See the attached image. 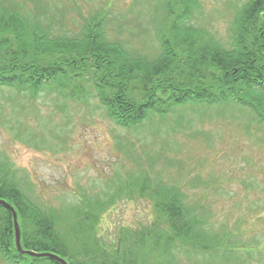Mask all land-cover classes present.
I'll return each mask as SVG.
<instances>
[{
  "label": "trees",
  "instance_id": "trees-1",
  "mask_svg": "<svg viewBox=\"0 0 264 264\" xmlns=\"http://www.w3.org/2000/svg\"><path fill=\"white\" fill-rule=\"evenodd\" d=\"M161 4L165 16L157 25L159 49L147 57L110 41L106 16L85 20L71 35L62 28L66 22L55 4L0 0V87L33 94L55 89L64 98L85 100L91 81L108 116L125 129L183 105L231 101L264 121L260 103L247 98L264 89V0H250L239 10L230 48L189 27L198 0ZM133 183L126 188L129 198L138 192L154 203L153 233L123 228L116 239H106L99 235L98 219L113 198L102 202L84 194L77 207L58 213L42 206L26 175L20 176L8 160L0 159V200L17 212L24 250L56 254L68 264H178L180 253L226 254L229 251L220 250L221 245L238 247L233 232L216 235L208 229L211 217L205 207L189 205L181 189L162 181L151 186L146 178ZM0 256L16 264H60L18 251L13 214L2 205Z\"/></svg>",
  "mask_w": 264,
  "mask_h": 264
},
{
  "label": "rangeland",
  "instance_id": "rangeland-1",
  "mask_svg": "<svg viewBox=\"0 0 264 264\" xmlns=\"http://www.w3.org/2000/svg\"><path fill=\"white\" fill-rule=\"evenodd\" d=\"M249 1L198 0L188 25L230 48L234 19ZM46 2L58 6L71 35L85 20L106 16L110 41L141 56L158 52L162 0ZM88 83L85 100L55 89L33 94L0 87V159L27 176L42 206L59 213L77 207L84 194L102 202L113 198L98 219L101 237L116 239L123 228L149 233L157 220L153 201L138 192L129 198L126 188L144 178L151 186L162 181L181 189L189 205L205 207L213 234L230 231L240 243L221 245L226 254L180 253L178 264H264V121L258 114L233 101L187 104L125 129ZM253 97L247 98L260 103L264 116V89ZM0 264L16 263L0 256Z\"/></svg>",
  "mask_w": 264,
  "mask_h": 264
},
{
  "label": "water",
  "instance_id": "water-1",
  "mask_svg": "<svg viewBox=\"0 0 264 264\" xmlns=\"http://www.w3.org/2000/svg\"><path fill=\"white\" fill-rule=\"evenodd\" d=\"M0 205L5 206L13 214V221H14V226H15V236H16V246H17L18 251L22 255H28V256H31L33 258H46L47 257V258H51L53 260H56L60 264H68L65 259L61 258L60 256H58L56 254L37 253V252H33V251L24 250L22 247V244H21V230H20V226H19V222H18V215H17L16 210L14 209V207L12 205L7 203L5 200H0Z\"/></svg>",
  "mask_w": 264,
  "mask_h": 264
}]
</instances>
